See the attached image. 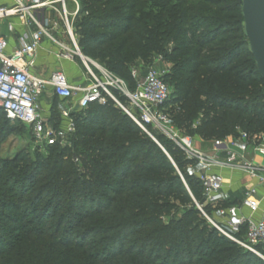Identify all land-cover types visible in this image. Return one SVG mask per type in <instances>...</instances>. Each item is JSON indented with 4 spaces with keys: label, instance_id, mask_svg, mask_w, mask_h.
I'll use <instances>...</instances> for the list:
<instances>
[{
    "label": "trees",
    "instance_id": "obj_1",
    "mask_svg": "<svg viewBox=\"0 0 264 264\" xmlns=\"http://www.w3.org/2000/svg\"><path fill=\"white\" fill-rule=\"evenodd\" d=\"M78 1L81 53L129 90L135 60L158 56L173 66L163 79L178 92L164 109L183 135L264 134V80L242 0ZM72 117V146L47 147L49 156L33 161L0 159V264H264L208 223L196 205L211 214L197 163L171 140L152 132L166 154L112 100Z\"/></svg>",
    "mask_w": 264,
    "mask_h": 264
},
{
    "label": "built area",
    "instance_id": "obj_2",
    "mask_svg": "<svg viewBox=\"0 0 264 264\" xmlns=\"http://www.w3.org/2000/svg\"><path fill=\"white\" fill-rule=\"evenodd\" d=\"M11 1L10 7H0V22L7 24L8 32L15 33L17 26L35 29L30 38L23 33L19 46L12 52H9L8 37L0 31V112L10 121L31 130L38 147H65L69 136L76 131L72 114L84 111L92 104L106 105L112 100L165 153L152 132L171 140L188 160L197 163L196 176L203 187L204 205L211 208L212 215L196 203L200 212L222 236L264 260L259 251V247H264V203L258 197L257 187L246 188L240 205H226L225 178L219 172L224 168L240 171L264 186V166L255 161L258 155L264 157V135L238 132V136L213 141L209 150H199L194 138L183 135L164 109L172 96L171 86L163 79L165 73L150 70L138 81L137 72H132L136 87L131 91L123 79L82 55L72 30L73 21L80 12L78 0ZM69 3L74 5L73 13L68 10ZM56 5H60V9H56ZM51 12H56L58 19H52ZM61 24L67 28V35L75 46L73 50L57 42L50 32L60 30ZM43 38L63 48V54H58V58L69 62L81 58L88 72L84 83H71L62 71H55L48 78L31 72L32 59ZM48 90L69 104L61 112L63 124L59 128L47 124L42 114L40 99ZM117 94L126 99L125 103ZM243 210L249 213L245 214Z\"/></svg>",
    "mask_w": 264,
    "mask_h": 264
},
{
    "label": "crops",
    "instance_id": "obj_3",
    "mask_svg": "<svg viewBox=\"0 0 264 264\" xmlns=\"http://www.w3.org/2000/svg\"><path fill=\"white\" fill-rule=\"evenodd\" d=\"M11 3V0H0V7H10ZM70 8L74 11V5L72 3ZM56 9H60V5H56ZM49 15L54 20L58 19V14L56 12H51ZM14 22L18 24L17 20H14ZM17 27L18 28L15 33H9L7 24L5 22H0V31L9 39V52H12L19 46V40L23 33H26L30 38L32 30L35 29L34 27L31 29L20 28L19 26ZM50 32L55 40L60 44H62L63 40L68 41L67 37L64 36L65 34L63 33L62 29L51 30ZM55 44V42H51V40L47 38L42 39L41 45L32 59L33 63L32 67L30 68L31 72L36 75L48 78L53 72L62 71L71 83H84L86 76L82 72H79V70H76L77 66L74 62H69L67 60L58 58V50L56 49V45L58 44ZM40 104L42 108V114L47 124L54 126L55 118H58L63 124V119H61V112L63 110L60 109V106H68V102L59 100L52 94L51 90H48L42 95ZM194 140L197 148H206V150L211 149V141H204L198 137H194ZM255 161L264 166V157L258 155L255 157ZM219 172L225 178L223 195L226 199V205H240L247 187H257L258 197L261 199L262 203H264V186L261 185L257 179H252L243 172L230 170L228 168L219 170ZM243 212L245 214L249 213L248 210H243ZM258 217L259 216L256 218Z\"/></svg>",
    "mask_w": 264,
    "mask_h": 264
},
{
    "label": "rangeland",
    "instance_id": "obj_4",
    "mask_svg": "<svg viewBox=\"0 0 264 264\" xmlns=\"http://www.w3.org/2000/svg\"><path fill=\"white\" fill-rule=\"evenodd\" d=\"M70 6H71V3L68 4L69 12L73 13V9L71 10ZM75 24H76V19H74V21H73L72 30H73L78 48L80 49V46L78 44L80 37L78 36V34L76 32ZM60 28L63 30V33L65 34L64 36H66L68 39V41L63 40L62 45H65L68 48L73 50L75 48V46L70 41V38L67 35L66 26L61 25ZM56 47H57L56 49L58 50V54L59 55L63 54V48L59 45H56ZM59 59L64 60L63 58H59ZM91 59L94 62H96L97 64L103 66L102 65L103 63H101L99 60L94 59L92 57H91ZM74 63L77 66L76 70H79V72H82L85 76H88L87 68L83 64L81 58L76 57V59L74 60ZM150 70H155V71L160 72V73H165L166 75L169 73L170 74L174 73L173 72V66L171 64L167 63L162 57H158V56H153L152 58H149L145 62L140 61V60H135L130 65L131 74H132V72L136 71L137 75H138V77H137L138 81L143 80V78L146 76V74ZM126 85H127V83H126ZM171 88H172V98H173V96H175V94L178 92V90L173 83L171 84ZM66 107H67V105H63V106L61 105L60 109L64 110V109H66ZM177 108L178 107L176 106L172 109L171 114L173 116H175L177 114V111H178ZM202 119H203V115L201 116L200 120H202ZM198 125H199V123H196L195 128ZM236 132L237 133L234 136H238V132H246V131L244 130V128L238 127L236 129ZM261 135H264V134L254 135V136H261ZM73 136H74V134L69 136L67 146H72L73 139H74ZM194 144L196 145L195 140H194ZM196 147H197V145H196ZM198 149L202 150V151H206V148L202 149V148L198 147ZM20 153L27 155L29 157V160H32V161L36 159V156L38 154L40 156H43L46 158L49 156L48 150L46 148H40L36 145L34 137L32 135V132L27 127L20 126V125L16 124L15 122H8L7 120H5L3 118L2 123L0 124V159L12 161V160H15L20 155ZM175 170H176L177 174L180 176L181 180L186 184V181L184 179V175L182 174V172L177 171V169H175ZM194 202H196V201H194ZM185 210H186L185 208H180L175 213L174 217L176 219H181Z\"/></svg>",
    "mask_w": 264,
    "mask_h": 264
},
{
    "label": "water",
    "instance_id": "obj_5",
    "mask_svg": "<svg viewBox=\"0 0 264 264\" xmlns=\"http://www.w3.org/2000/svg\"><path fill=\"white\" fill-rule=\"evenodd\" d=\"M242 17L249 50L264 80V0H242Z\"/></svg>",
    "mask_w": 264,
    "mask_h": 264
}]
</instances>
